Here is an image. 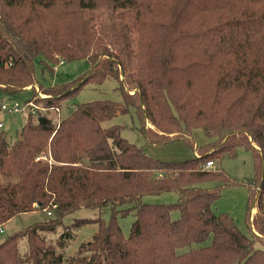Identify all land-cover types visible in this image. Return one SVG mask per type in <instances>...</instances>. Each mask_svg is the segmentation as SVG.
<instances>
[{
	"label": "trees",
	"instance_id": "16d2710c",
	"mask_svg": "<svg viewBox=\"0 0 264 264\" xmlns=\"http://www.w3.org/2000/svg\"><path fill=\"white\" fill-rule=\"evenodd\" d=\"M37 57L43 69L79 60L89 68L42 86L45 111L28 114L15 143L0 133V227L36 210L46 215L0 244V264H62L71 229L88 223L65 227L63 218L106 208L108 220L97 219L66 264H264V0H0V93L33 86ZM107 79L121 102L75 104L55 120L85 83ZM126 114L147 144L183 140L194 155L157 160L122 138L123 127L103 126ZM195 129L211 141L195 146ZM239 146L254 154L258 188L247 189L249 233L212 211L234 182L204 168ZM169 192L177 202L141 201ZM128 215L124 237L118 216Z\"/></svg>",
	"mask_w": 264,
	"mask_h": 264
},
{
	"label": "rangeland",
	"instance_id": "374dc122",
	"mask_svg": "<svg viewBox=\"0 0 264 264\" xmlns=\"http://www.w3.org/2000/svg\"><path fill=\"white\" fill-rule=\"evenodd\" d=\"M40 60L41 57H37L33 63L35 78L37 81L33 86L27 87L25 91L19 93L15 97L0 93V133H3L9 144H13L19 139L18 133L28 114H35L36 111H42V104L37 101L47 98L43 92V87L51 88L53 85L70 82L85 73L89 68V64L86 61L79 60L70 63H48V66L43 69ZM84 85V90L78 93L72 101L62 103L61 107H59V113H56L54 116L55 120L57 117L63 119L67 114V108H72L75 104L79 105L100 100H109L113 103L121 102V96L117 90L118 84L113 79H107L98 86L86 85V83ZM27 101L30 102L32 106L21 113L13 114L1 111L2 105L10 106L12 103L16 102L20 106H23ZM111 125H119L123 127L121 131L122 138L137 147H143L146 155L154 159L165 162L183 161L194 155V152L189 147L188 143L183 140H176L160 146L147 144L143 136L138 132V120L133 114L118 115L103 124L104 127ZM192 138L195 143L194 145L198 147L211 141V139L206 137L200 129L192 131ZM195 146L194 151L196 148ZM213 164L214 169L210 170L220 169L224 171V173L234 182V185L222 189L221 197L212 205V211L215 214L226 213L230 215L240 231L243 233H249L248 225L245 223L248 186H251L254 192L258 193V188L256 189L254 187L252 181L254 178V154L252 150L245 146H239L235 150L234 157L224 156L215 160ZM4 180L3 177H0V182H3ZM214 185L215 184H208V187H213ZM141 201L148 204L175 203L177 202V195L175 192H169L155 196H144ZM261 206L264 210V193L261 197ZM255 212L256 209L253 213L251 211V216ZM109 216L110 210L108 208L101 212L97 210L80 209L67 214L63 218L62 223L65 227H70L74 222L81 220H85L88 223L78 228H70L71 238L69 239V242L66 243L67 247L64 249V259L62 264H66L68 257L74 254L80 244L91 240L96 231L95 222L97 219L107 221ZM45 217V213L36 210L11 219L8 223L0 227L2 231L0 233V244L3 243L12 233L21 231L33 223L41 222ZM174 217H177V213H174ZM133 220L134 217L132 215L126 217L118 216V222L124 237H128L129 228ZM65 227L59 228L55 234L48 235L47 241L55 242V240L64 232ZM19 249L20 254L24 255L26 252V243L24 240L20 241Z\"/></svg>",
	"mask_w": 264,
	"mask_h": 264
},
{
	"label": "built area",
	"instance_id": "2783aa9c",
	"mask_svg": "<svg viewBox=\"0 0 264 264\" xmlns=\"http://www.w3.org/2000/svg\"><path fill=\"white\" fill-rule=\"evenodd\" d=\"M32 104L30 102H27L25 103L23 106H20L18 103L14 102L12 103L10 106H5V105H2L1 106V111L3 112H8V113H21L23 112L25 109H28L29 107H31ZM42 110H44L42 108ZM1 127V125H0ZM38 160L39 159H43L45 160L46 158L45 157H41V158H37ZM204 168L207 169V170H210V169H214V164L213 162L211 161H208L204 164ZM49 215V213H47ZM1 229H0V233H1Z\"/></svg>",
	"mask_w": 264,
	"mask_h": 264
},
{
	"label": "crops",
	"instance_id": "0c3cea01",
	"mask_svg": "<svg viewBox=\"0 0 264 264\" xmlns=\"http://www.w3.org/2000/svg\"><path fill=\"white\" fill-rule=\"evenodd\" d=\"M253 211H255V209L252 210V213H253Z\"/></svg>",
	"mask_w": 264,
	"mask_h": 264
}]
</instances>
